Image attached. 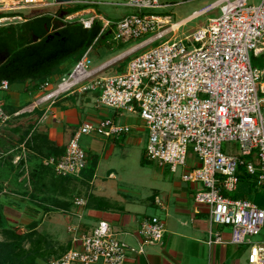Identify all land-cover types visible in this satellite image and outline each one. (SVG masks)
<instances>
[{"label":"built area","instance_id":"built-area-1","mask_svg":"<svg viewBox=\"0 0 264 264\" xmlns=\"http://www.w3.org/2000/svg\"><path fill=\"white\" fill-rule=\"evenodd\" d=\"M249 1L211 3L203 9L209 8L206 12L209 13L220 8L219 16L211 17L206 26L192 35L170 38L133 57L120 73L96 76V71L91 69L93 47H90L58 88L64 91L100 88L98 107L114 109L121 117L126 112L139 114L148 130L147 158L159 166L170 165L172 172L183 167L181 180L202 186L194 200L209 210L207 244L224 243L219 227H230V243L249 245L248 263L264 264V241L253 243L249 238L261 234L264 208L251 200L225 196V192L238 190L240 166L257 175L258 185H264V98L261 97L264 69L252 64V56L264 52V0L259 5H250ZM24 4L29 3L0 0V8H10L0 12L26 9L18 8ZM50 5L58 4L47 3ZM124 5L139 12L106 19L96 13L84 17L89 13L84 10L66 15L64 21H79L90 28L96 19L101 20V33L110 30V36L118 42L137 40L150 33L156 34L150 41L155 42L167 30H175L169 16L145 12L167 6L160 0H127ZM15 20L23 22L26 18L2 16L0 26L13 24ZM49 85L47 81L40 90ZM10 88L8 80L0 83V91ZM11 120L12 115L0 98V135ZM132 128L129 123H118L112 118L86 121L74 132L65 152L45 158L44 164L59 176L83 179L88 156L81 138L84 135L120 138ZM228 143L235 144L228 146ZM190 151L194 156L190 157ZM87 204L88 197H77L74 207L63 211L69 219V248L47 264H126L130 258L144 255L146 246L163 243L166 223L158 216H147L141 221L139 246L124 240L107 221L84 230Z\"/></svg>","mask_w":264,"mask_h":264},{"label":"crops","instance_id":"crops-1","mask_svg":"<svg viewBox=\"0 0 264 264\" xmlns=\"http://www.w3.org/2000/svg\"><path fill=\"white\" fill-rule=\"evenodd\" d=\"M24 10L31 12L35 9ZM88 10L95 11L93 8ZM153 38L154 36L143 39L137 48L148 44ZM107 39L109 43L110 36ZM76 63L71 60L64 63L59 72L48 79L50 85L45 90H35L37 82L28 81L17 83L19 85L16 87L15 84L12 85L9 91H0V98L4 99L5 107L16 110L12 114L11 124L9 123L3 130L5 139L18 141L19 135L31 128L30 134L20 145L23 147V154L28 149L27 141H30L34 134H38L36 141L38 145L35 144L40 153L43 151L47 157H58L65 152L74 132L86 121L96 122L112 118L118 123L132 125V131L120 138L85 135L92 136L90 150L87 152L88 165L90 159L95 158L98 161L94 178L88 182V194H93L103 201H99L96 207L91 209L85 208L82 225L84 230H90L100 221H107L124 240L133 246H139L141 239L138 230L141 221L151 216L149 206L136 205L132 203L135 200L127 199L120 194L112 183L117 180L114 168L108 167L106 174H100L99 169L104 159H111L114 156L118 146L125 143H142L144 139L147 144L148 131L143 125L129 121L126 115L119 116L114 109L95 106V101L101 94L100 88L90 91H81L78 88L64 91L58 88L63 78L73 71ZM109 65L111 60L91 69L96 71V76H104V71ZM55 84L58 86L55 87ZM17 141L15 143H18ZM28 150L37 154L36 148ZM13 151L15 150L11 152ZM22 156L16 155L14 163L16 164ZM200 188H202L200 184L171 179L164 181L161 189L155 190L156 195L151 201L157 212L154 216L161 218L167 229L163 243L146 246L144 255L138 259L130 258L126 264H241L242 258L248 255V249L245 245L230 243L232 233L230 227H219L223 233L224 243L207 244L209 210L206 206L197 205L194 200L195 193ZM2 196L3 193L0 194V197Z\"/></svg>","mask_w":264,"mask_h":264},{"label":"rangeland","instance_id":"rangeland-1","mask_svg":"<svg viewBox=\"0 0 264 264\" xmlns=\"http://www.w3.org/2000/svg\"><path fill=\"white\" fill-rule=\"evenodd\" d=\"M25 1L29 4H24L18 8H33L35 10H31L30 12V10L19 9L16 11L0 12V15L5 17L21 15L23 18H29L37 14L56 15L57 11H59L58 13L64 16L62 11L66 9L73 8L77 5L94 4L99 6L98 10L93 11L87 9L89 13L85 14L84 17H92L96 13L100 16L102 15L106 19H118L122 16L139 12L137 9L125 6L124 4L127 0H85L82 2L50 6H47V3H53L55 0ZM215 1L217 0H160L161 4H167V6L157 9H148L145 12L167 15L174 24ZM261 1L262 0H250L249 4L259 5ZM3 9L10 8H8V6L0 8V10ZM220 14L221 11L220 8H218L189 21L179 30L169 29L170 26L166 27V29L169 30H167L162 39L157 38L158 40L155 42H149L139 48H137V45L141 43L143 39L155 36L156 34L150 33L129 42L115 41L113 40V35H111L108 43L105 37H101L90 55L93 62L92 67L100 66L102 63L111 60V65L104 71V76L123 72L126 70L130 58L140 55L143 51L156 47L170 38L177 37L180 39L185 35H192L196 29L206 26L211 17H216ZM13 23H22V21L15 20ZM66 77L68 78V76ZM17 85L19 84H15L14 87ZM57 86L58 84H55V87ZM261 97L264 98V94H261ZM35 100L37 101L38 98ZM98 101V99L95 101V106L98 105ZM262 112L264 113V101ZM125 115L128 117L129 121L137 122L138 125H143L146 128L139 114L126 112ZM26 131H23L19 135V140H16L18 143H15L16 141L6 140L4 136L5 132L0 135V194L3 193V196L0 197V252L3 249L1 244L4 245L5 243L8 244L13 241L11 237L15 235L27 236L30 233L31 236L26 237L24 241H22L23 247L30 250L34 245L35 247L40 246L42 256L37 258V264H47L51 259L64 254L70 239L68 216L58 207L63 204L72 203L77 197H87L89 193L88 183L82 182L79 179L73 180L69 183L70 189L66 195H61L57 191L48 192V188L45 186L44 182L48 183L53 176L56 177L59 175L47 170L44 167V160L39 155H35L28 150L30 148L28 144L26 145L28 149L26 153L23 154V147L20 145L23 141V133ZM90 138H92V136L84 135L81 139V145L88 153L90 150ZM230 144L233 145L235 143H228V146ZM12 150L15 151L11 152ZM16 155L23 156L22 158L20 157V160L15 164L14 159ZM99 155H101V153H99ZM192 156H194V154L190 151V157ZM108 167L114 168L117 174V180L112 183H114L115 188L120 191V194L127 199L135 200L136 202L134 201L132 203L136 205L140 204L143 207L148 205L151 216L157 213L156 208H154L151 203L156 195L155 190L161 189L164 181L181 179L184 169L180 166L176 172H172L170 165L159 166L156 162L149 160L146 156V139H144L142 143H125L124 145L118 146L111 159H104L102 161L99 173L106 174ZM41 173H43V175H41ZM45 175L47 180H45L44 177L42 180L40 177ZM161 177H163V179ZM41 202L49 204V206H47L49 210L42 209V206H40ZM19 203H23L22 210L19 209L21 208ZM30 204L34 209H36V207L33 204L39 206L40 209H38V207L37 209L40 215L37 218L25 214L23 209H25L26 206H30ZM143 212L145 211L143 210ZM33 227L35 228L32 229ZM249 238L253 243L264 241V228L260 235L251 236ZM17 242L21 243V240ZM245 247L248 249L249 245L246 244ZM241 264H249L247 255L242 258Z\"/></svg>","mask_w":264,"mask_h":264},{"label":"trees","instance_id":"trees-1","mask_svg":"<svg viewBox=\"0 0 264 264\" xmlns=\"http://www.w3.org/2000/svg\"><path fill=\"white\" fill-rule=\"evenodd\" d=\"M98 7L99 6L96 4L77 5L62 11L64 16L59 14V11H57L56 15L37 14L30 18H26V21L22 23L0 26V83L3 80H8L12 86L17 83L34 81L37 82L34 89L40 90L41 86L46 83L51 76L59 72L60 67L64 63L70 60L78 62L90 47H95L101 37L107 39L110 36V30L101 33L103 23L98 19L94 21L92 27L85 28L79 21H64L65 16L82 12L90 8L98 10ZM1 17L2 15H0V18ZM252 64L254 67L264 69V52L258 56L253 55ZM5 109L10 115L16 111L14 109L10 110L7 107H5ZM30 132L31 128L23 133V141L26 140ZM38 136V134H34L27 143L30 148H36L37 154L35 155H39L44 160L47 158V155H44L43 151L40 153L36 147L38 145L36 142ZM97 165V159H90L89 165L83 171V179L74 176H53L48 183L44 182L45 186L48 188L47 191H57L61 195H66L70 189L69 183L73 180L79 179L85 183L92 181ZM44 167L53 173L55 172L51 167L46 165ZM41 175H43V173H41ZM238 176L240 179L238 190L233 193L225 192V196L251 200L264 208V185H258L257 175L249 174L244 166H240L238 168ZM43 177L47 180L46 175L40 178L43 180ZM87 197L88 209L96 207L99 201H103L93 194H88ZM19 204L21 206L19 209L22 210L23 203ZM40 204L42 209H48L47 206H49V204L42 202ZM33 205L36 209L30 204V206H26L23 210L25 214L30 217L37 218L40 215L38 210L40 208L36 204ZM73 206L74 201L72 203L63 204L58 208L61 211H65L71 210ZM34 228L35 227L32 229ZM30 236V233L27 236L15 235L11 237L13 241L10 243L1 244L3 249L0 252V264H37V258L42 256L41 247H35L34 245L32 249L27 250L22 245V241ZM18 240H21V243L17 242ZM68 248L69 243L66 251Z\"/></svg>","mask_w":264,"mask_h":264},{"label":"bare ground","instance_id":"bare-ground-1","mask_svg":"<svg viewBox=\"0 0 264 264\" xmlns=\"http://www.w3.org/2000/svg\"><path fill=\"white\" fill-rule=\"evenodd\" d=\"M209 8H205L201 11H198L195 14L190 15L188 18L183 19L182 21L176 22L173 24V28L174 29H178L180 26L185 25L186 23H188L189 21H191L192 19H195L196 17L205 14L206 12H208Z\"/></svg>","mask_w":264,"mask_h":264},{"label":"water","instance_id":"water-1","mask_svg":"<svg viewBox=\"0 0 264 264\" xmlns=\"http://www.w3.org/2000/svg\"><path fill=\"white\" fill-rule=\"evenodd\" d=\"M82 1H85V0H55V3L58 5H62V4L82 2Z\"/></svg>","mask_w":264,"mask_h":264}]
</instances>
